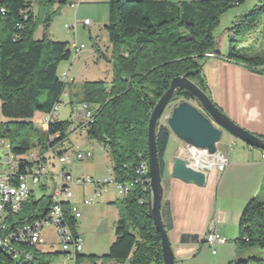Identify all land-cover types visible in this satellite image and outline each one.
Masks as SVG:
<instances>
[{"label": "trees", "instance_id": "16d2710c", "mask_svg": "<svg viewBox=\"0 0 264 264\" xmlns=\"http://www.w3.org/2000/svg\"><path fill=\"white\" fill-rule=\"evenodd\" d=\"M244 1H108L104 28L110 52L104 53L98 48L96 51L97 58L110 64L111 78L82 83L80 102L87 103L94 112L93 123L86 129V138L106 148L115 180H130L133 185L121 200L112 203L117 207L119 217L107 252L101 256L91 255V258L102 257L116 262L128 259L129 264H162L160 237L147 211L148 192L140 183H135L134 178L135 167L142 161L147 162L149 116L170 80L185 73L211 98L202 69L203 59L210 52L218 53L213 30L220 17ZM33 2L0 0V114L7 119L0 125V138L8 141L11 152L20 158L29 150L45 146L48 138L63 136L69 125L68 121L51 117L43 129L31 120L36 112L46 115L60 103L65 85L57 74V66L72 56L66 41L48 35L56 12L50 9L55 0L39 1L44 15L43 34L39 39L33 38ZM59 2L63 4L66 0ZM263 15L264 4H261L239 17L232 30L257 28ZM223 57L252 72H264V52L246 50V47L230 48ZM105 84L109 85L107 89ZM178 99L196 101L184 89H177L170 102ZM169 134L167 125H157L155 143L162 174ZM259 137L264 139V135ZM262 188L264 190V184ZM139 199L144 202L140 203ZM50 203V195L35 199L33 192L30 193L23 212L7 221V230L42 216ZM69 204L62 203L65 214ZM67 220L74 229L76 221L68 214ZM2 236L0 232V238ZM233 244L237 250L264 249V200L258 195L245 204ZM7 251L26 257L15 258ZM7 251L0 247V264H48L54 254L32 246L19 248L18 243H12ZM80 255L81 252L75 255V264ZM245 262V259H236L229 264Z\"/></svg>", "mask_w": 264, "mask_h": 264}, {"label": "crops", "instance_id": "0c3cea01", "mask_svg": "<svg viewBox=\"0 0 264 264\" xmlns=\"http://www.w3.org/2000/svg\"><path fill=\"white\" fill-rule=\"evenodd\" d=\"M66 1H70V6L73 8V22H76V26L72 33L76 35L77 41V29L82 26L80 24L81 19L77 20L78 13L81 10H85L86 13L84 14L92 19L90 21L89 18L85 17L89 19L93 28L101 23L104 26L107 22V2L109 0ZM63 4L65 8L66 4ZM48 35L52 39L60 40L53 36L52 31ZM83 45V48L86 49V45ZM215 48L217 49V45ZM74 59L75 57H73L71 64ZM80 61L78 59L77 65L80 64ZM70 69L72 67H69L68 70L70 71ZM202 69L212 101L239 126L252 134L263 136L264 72H252L243 65L228 62L222 58L205 59ZM77 70L78 67L76 66L74 73L70 75L73 78L71 88L75 92L74 96L80 92V84L86 81L75 80ZM75 81L79 83L78 87H76ZM54 118L58 120L57 117ZM41 128L45 129L44 126ZM226 144L229 146L226 151H222L217 146L226 159V165L222 171L212 165L204 170L205 182L203 185L184 182L170 175L172 159L183 154L185 147V143L180 142L170 131L163 156L161 216L167 230L175 264H229L236 259H245L246 253H239V250L235 249L233 241L238 235V222L247 201L257 195L264 200V190L262 188L264 183V158H262V153L264 152L245 143H238L233 138H229ZM193 157L192 159L197 158L196 156ZM84 188L81 191L82 203L83 199L87 198V194L93 191L91 187L89 191H85ZM107 190L106 192H108ZM103 201L109 204L106 208L113 210L108 211L109 209H105L109 212L107 214L110 215L109 219L114 225L119 217L118 209L112 204L111 199L104 198ZM69 203L71 204L70 201ZM77 207L79 208V205ZM83 212L86 215L89 214L86 209ZM84 213H81V218ZM79 226L80 222L77 221L75 231L80 235ZM211 230H215L218 235L226 240L224 244L213 247L215 253H212L211 247L203 243L205 235ZM42 235L44 243L37 248L43 252L53 251L54 243L59 244L55 231L47 227L43 230ZM113 239L114 236L112 235L110 241L112 242ZM93 251L90 250V254H88L90 258L91 255L101 256ZM256 252L263 254V251ZM83 253L82 248L79 257H82ZM81 263L87 264L84 259L81 260ZM109 264H129V261L128 259L123 262L111 260Z\"/></svg>", "mask_w": 264, "mask_h": 264}, {"label": "rangeland", "instance_id": "374dc122", "mask_svg": "<svg viewBox=\"0 0 264 264\" xmlns=\"http://www.w3.org/2000/svg\"><path fill=\"white\" fill-rule=\"evenodd\" d=\"M40 0H34L32 3V9L34 14V22L35 27L33 31V38L39 39L43 34V24L42 20L44 18L43 13L40 11ZM172 2L179 1H188V0H169ZM66 7L64 8V4L60 3L58 0L51 5V10L56 11L53 15L48 33L52 31V34L55 38L60 40H66L68 45L70 44L73 33L71 30L64 28V24L73 23V8L70 6V1L65 2ZM264 4V0H245L243 3L239 5L232 6L229 8L219 20L218 25L214 28L213 34L215 36V41L217 45L218 53L217 55H226L230 48L239 49L241 47H246V50L250 48L254 50V52L263 53L264 52V15L261 17L260 23L257 28L248 29L245 27L239 31L232 30V26L236 23L237 19L243 17L250 10L255 7ZM84 5V4H83ZM63 7V8H62ZM70 7V8H69ZM87 10V9H86ZM89 11V10H88ZM85 10H81L78 13V19H83L85 17L89 18L90 21L92 19L87 16ZM107 18H108V2H107ZM90 29H86L83 26L77 29V38L78 43H83L86 45V49L82 48L78 54L75 53L70 56L67 60L61 61L57 66V74L61 75L62 71L68 70L70 75H72L75 71V67H78L76 73V79L78 81H96L103 79L111 78V66L108 62H106L102 58H97L98 52L96 49L98 48L102 52H110V45L107 40V32L101 23L99 26L93 28L90 25ZM235 37V39H233ZM246 52V51H245ZM212 53V52H210ZM75 57L74 62L71 64V61ZM207 58H215V57H207ZM206 58V59H207ZM217 58V57H216ZM78 59H80V64L77 65ZM204 61V59H203ZM202 61V62H203ZM84 81V82H86ZM73 80L69 82V84L65 87L66 95H64L63 101L60 103L59 109L56 111V115L58 120L67 122L70 119L71 115V107L76 106L80 107V93L78 92L75 96L71 84ZM82 82V83H84ZM82 83L80 85H82ZM76 87L79 86V83L75 81ZM183 101L182 99H178L170 102L160 119V124L166 125L167 116L170 115L173 107H175L179 102ZM189 103L194 105L195 107H199L196 101L188 100ZM53 118V117H52ZM33 123L42 127L45 125V114L41 112H36L31 119ZM5 119L0 114V125L6 122ZM229 138H233L238 141V143H243L241 140L234 138L227 133L223 132L220 138V141L217 143V146L222 150H228L229 146H227L226 141ZM72 144L79 145L82 149L89 148L91 155L82 160H70L66 164V168L70 170L73 179H76L81 174L85 176H91L94 180L99 176H107L111 174V161L109 154L105 151V149L95 140H89L86 137L80 135H72L70 138ZM180 142H182L180 140ZM183 143V142H182ZM53 166L50 167L53 173H57L59 167L58 165L52 161ZM162 181V180H161ZM55 179H48L46 187L42 188V186L37 185L34 186L30 183L28 179L29 185L33 188V195L35 199L40 198L41 196L50 195L52 191V187L55 184ZM264 184V183H263ZM85 187V191H89L90 187L94 190L93 185L91 184H81L76 185L75 182H68V188L72 191V197L69 199L71 204L79 205L80 213H84V209L88 211V215L84 213V218L80 217L77 221L80 222L79 232L82 238V248H83V256L79 257V261L77 264H82L81 260L84 259L87 264H109L111 261L108 258H90L88 254H90V250H94L93 252L102 255L105 254L108 250V246L110 244V240L112 238L114 225L112 221L109 219V212L105 209L109 204L104 202L105 199H111L113 202L116 200H121L123 197L119 196L115 189L114 185H110L108 188V192H101L94 199L93 205H84L81 201V191L82 188ZM91 190V191H92ZM94 196L93 191L87 194V197ZM25 206V203L22 205V210ZM114 209V208H112ZM115 211V209H114ZM84 220V221H83ZM54 250L49 253H54L49 260L48 264H75L74 259H68L65 254L61 252L60 245L58 243H54ZM209 249V248H208ZM256 251H263V254H258ZM246 253L245 259L246 262L244 264H264V249H260L257 247L239 249V253ZM20 258V257H16ZM24 259V258H23ZM25 260V259H24Z\"/></svg>", "mask_w": 264, "mask_h": 264}, {"label": "built area", "instance_id": "2783aa9c", "mask_svg": "<svg viewBox=\"0 0 264 264\" xmlns=\"http://www.w3.org/2000/svg\"><path fill=\"white\" fill-rule=\"evenodd\" d=\"M34 1V0H25ZM80 24L88 29L90 26L89 19L85 18L80 21ZM76 22L64 24V28L74 31ZM82 43H78L76 35L69 44L73 55L78 53L83 48ZM206 57H217L224 59L223 56L215 53L205 55ZM65 87L69 84V72L63 71L59 76ZM108 84L104 85L107 89ZM66 95V90L62 93V97ZM61 97L60 103L63 101ZM60 103H56L51 111L45 115V128L49 124V118L57 117L55 114L59 109ZM71 117L68 120L69 125L65 130L64 135H58L57 138H48L45 146L38 149L29 150L26 153V161L24 167H16V161L10 160L8 157L9 143L3 138H0V232L3 235V242L0 247L7 251V243H18L20 246L38 247L44 243L42 232L45 228H52L59 240L60 249L68 259L75 258L77 253L82 250V238L75 232L77 220L81 213L76 205L69 204V210L65 214L63 211V202H69L72 197V191L68 188V182H75L76 185L91 184L93 185L94 196L83 199L84 204L94 203V199L101 192H106L110 185H114V189L119 196H124L132 187L133 182L130 180L116 181L111 174L107 176H99L95 180L91 176L81 174L76 179H73L70 170L66 168V164L70 160H82L91 155L89 148L82 149L79 145L72 144L70 138L72 135H80L86 137L87 126L93 123L94 112L87 104L80 102V107H71ZM101 145V144H100ZM102 146V145H101ZM104 148V146H102ZM106 151V148H104ZM184 152L180 156L187 159L189 165L193 168L205 170L215 165L219 171H222L226 165V159L222 156L219 149L216 152L208 154L206 150L198 149L185 144ZM198 156L192 159V156ZM264 158V153H262ZM54 161L59 169L57 173H53L50 169ZM135 183H140L145 191L149 180L147 162H140L134 169ZM40 185L46 187L48 179H55L56 182L50 193L51 203L46 212L30 222L16 226L7 230V221L20 214L22 205L29 198L30 193L34 192L29 185ZM143 203V199H139ZM67 214L70 215L76 224L74 229L69 225ZM74 230V231H73ZM226 240L217 234L215 230L209 231L203 240L204 245L211 247L212 253H215L213 248L215 245L224 244ZM13 257H26L19 253H10Z\"/></svg>", "mask_w": 264, "mask_h": 264}, {"label": "water", "instance_id": "95a60500", "mask_svg": "<svg viewBox=\"0 0 264 264\" xmlns=\"http://www.w3.org/2000/svg\"><path fill=\"white\" fill-rule=\"evenodd\" d=\"M187 76L188 74L185 73L170 80L168 88L153 106L147 125L146 146L149 175L147 211L160 237L162 264H175V262L167 230L161 216L162 173L156 150L155 130L157 125H160L162 114L170 103L174 92L177 89L188 91L199 105V107H195L188 101H181L173 107L166 119L169 130L187 146L206 150L208 154H212L216 152L217 143L220 141L222 133L225 132L241 140L246 145L264 152L263 138L250 133L230 119ZM170 175L184 182H193L197 185H203L205 182L204 170L193 168L189 165L187 159L178 155L172 159Z\"/></svg>", "mask_w": 264, "mask_h": 264}, {"label": "bare ground", "instance_id": "6f19581e", "mask_svg": "<svg viewBox=\"0 0 264 264\" xmlns=\"http://www.w3.org/2000/svg\"><path fill=\"white\" fill-rule=\"evenodd\" d=\"M72 79L73 78H71L70 74H69V81H72ZM8 157L10 160L16 161V167H24V161H26V155L23 158H20V157L16 156L15 154H13L11 152L10 146H8ZM196 157H198V156H196ZM1 242H3V236L0 238V243ZM11 246H12V243H7V248H11Z\"/></svg>", "mask_w": 264, "mask_h": 264}]
</instances>
